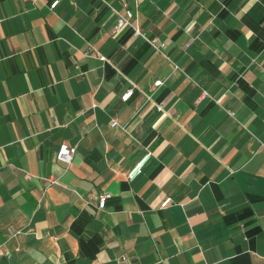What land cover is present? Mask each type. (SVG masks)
I'll use <instances>...</instances> for the list:
<instances>
[{
	"label": "crops",
	"instance_id": "obj_1",
	"mask_svg": "<svg viewBox=\"0 0 264 264\" xmlns=\"http://www.w3.org/2000/svg\"><path fill=\"white\" fill-rule=\"evenodd\" d=\"M54 1L0 0V264H264V0Z\"/></svg>",
	"mask_w": 264,
	"mask_h": 264
},
{
	"label": "built area",
	"instance_id": "obj_2",
	"mask_svg": "<svg viewBox=\"0 0 264 264\" xmlns=\"http://www.w3.org/2000/svg\"><path fill=\"white\" fill-rule=\"evenodd\" d=\"M141 0L136 1V6L140 3ZM60 0H55L51 4V8H55L59 4ZM113 12L116 15V20L115 24L113 26V32L115 34L121 32L123 29L127 27L133 28L134 32L136 35H144L140 26L134 22L135 14L134 11L131 10L128 7V4L124 2V9L123 10H117L113 8ZM146 40L156 49L161 48V46H164L163 43L159 42L157 39H151L147 38ZM102 59H104L103 56H100ZM160 83V82H159ZM134 92V88H131L127 90L125 94H123L122 98L124 100H127ZM159 109H162V106H159ZM111 125L113 127L119 126V122L117 120H111ZM76 152V147L75 146H70L66 143L62 144L59 148L57 157L58 159L65 161L67 163H70L72 161V158ZM151 153L148 152L144 157H142L128 172V178L133 180L135 179L138 175H140L143 171V167L147 160L149 159ZM51 183H56L55 180H52ZM112 197V194L110 192H103L100 193L98 196V208L99 209H104L106 207L107 201L109 198ZM173 199L171 197H167L161 204L162 207H167ZM126 257H123L122 260H126Z\"/></svg>",
	"mask_w": 264,
	"mask_h": 264
}]
</instances>
